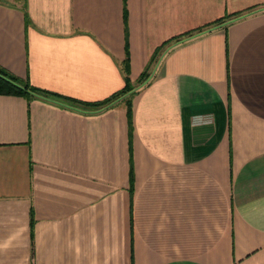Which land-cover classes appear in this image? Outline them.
Wrapping results in <instances>:
<instances>
[{
    "label": "crops",
    "instance_id": "crops-1",
    "mask_svg": "<svg viewBox=\"0 0 264 264\" xmlns=\"http://www.w3.org/2000/svg\"><path fill=\"white\" fill-rule=\"evenodd\" d=\"M0 69V264H264V0H0Z\"/></svg>",
    "mask_w": 264,
    "mask_h": 264
},
{
    "label": "trees",
    "instance_id": "trees-1",
    "mask_svg": "<svg viewBox=\"0 0 264 264\" xmlns=\"http://www.w3.org/2000/svg\"><path fill=\"white\" fill-rule=\"evenodd\" d=\"M24 14H25V11H24ZM222 21L223 20H220L219 22H222ZM198 34L199 33H197V35ZM148 77H149V75H147L145 73L142 74L138 78V84H140V85L144 84L146 82V80L148 79ZM144 85H146V84H144ZM131 90H132V88H129V86H127V83H126V86L124 87V89L122 91L118 92L117 94H115L114 96H112L111 98H109V100H107V102L108 101H115ZM0 94L22 95V96H39V97H43V98L51 99V100H57V99L62 100L63 99V98H60L59 96H55L53 94L45 93V92H42L38 89H35V88L31 87L27 82H24V81L14 77V76H12L11 74L5 72L2 69H0ZM75 104H77L78 107L83 108V109H87V108L98 109V108L105 106V102H103L101 104H94V105H83V104H79V103H75Z\"/></svg>",
    "mask_w": 264,
    "mask_h": 264
}]
</instances>
